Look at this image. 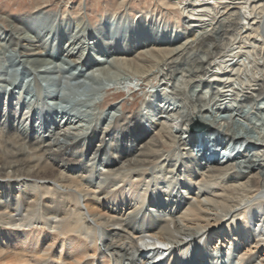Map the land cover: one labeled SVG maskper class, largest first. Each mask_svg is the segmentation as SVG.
<instances>
[{"label":"bare ground","instance_id":"6f19581e","mask_svg":"<svg viewBox=\"0 0 264 264\" xmlns=\"http://www.w3.org/2000/svg\"><path fill=\"white\" fill-rule=\"evenodd\" d=\"M83 3L0 9V264H264V0Z\"/></svg>","mask_w":264,"mask_h":264},{"label":"rangeland","instance_id":"374dc122","mask_svg":"<svg viewBox=\"0 0 264 264\" xmlns=\"http://www.w3.org/2000/svg\"><path fill=\"white\" fill-rule=\"evenodd\" d=\"M84 2L82 8L86 10L84 16L92 23L97 21L99 17L105 16V13H115V12H128L129 14L134 15L136 12H144V11H152V12H161L165 17L170 21H175L180 17V14L177 10H172L170 13L167 9H165L166 5L164 4L165 0H0V9L8 12H19V11H29L33 7L42 6L43 3L47 4V9L57 10L60 8H69V6L73 7L72 9L76 14L79 12V8L77 3ZM168 1V0H166ZM42 2V3H41ZM38 3V4H37ZM76 3V4H75ZM44 5V4H43ZM71 9V10H72ZM82 10V11H84ZM72 12V13H74ZM74 13V14H75ZM178 16V17H177ZM116 89H112L107 91V100L108 102H124L126 104V112L136 110L142 101V96L140 94L134 95V97H129L126 92L125 95L118 97L114 100ZM112 93V94H110ZM111 96V97H110ZM113 96V97H112ZM127 97V99H126ZM136 97V98H135ZM255 136V135H254ZM90 156H88L89 158ZM87 159V163H88ZM90 163V161H89ZM256 225V224H255ZM238 256V253L235 254ZM233 258L232 260H234Z\"/></svg>","mask_w":264,"mask_h":264},{"label":"water","instance_id":"95a60500","mask_svg":"<svg viewBox=\"0 0 264 264\" xmlns=\"http://www.w3.org/2000/svg\"><path fill=\"white\" fill-rule=\"evenodd\" d=\"M199 124H200V122H199ZM198 126V125H197Z\"/></svg>","mask_w":264,"mask_h":264}]
</instances>
